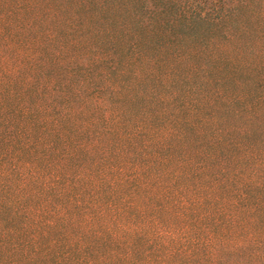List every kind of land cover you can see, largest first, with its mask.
<instances>
[{"label":"trees","instance_id":"obj_1","mask_svg":"<svg viewBox=\"0 0 264 264\" xmlns=\"http://www.w3.org/2000/svg\"><path fill=\"white\" fill-rule=\"evenodd\" d=\"M184 1L57 0L73 11L62 21L88 22L113 37L112 54L123 44L125 62L148 63L125 99L106 101L100 87H87L90 100L54 97V85L36 79L38 65L26 75L25 54L13 62L0 49V264H264V91L226 102L244 122L225 128L215 114L220 91L175 89V64L170 75L159 70L192 49L233 74L264 33L251 44L226 29L245 0L205 10L190 7L205 0ZM7 12L0 0L8 47ZM107 54L94 60L109 63ZM255 132L257 146L248 143Z\"/></svg>","mask_w":264,"mask_h":264},{"label":"rangeland","instance_id":"obj_2","mask_svg":"<svg viewBox=\"0 0 264 264\" xmlns=\"http://www.w3.org/2000/svg\"><path fill=\"white\" fill-rule=\"evenodd\" d=\"M3 1L7 5V13H10L8 22L14 33L11 34L13 37L10 46L7 47L0 43V49L5 51V55L10 56L13 62L20 60L15 59V57L21 58L23 53L25 54V57L28 58L24 69L26 75L31 74V69L38 65V69H35V77L41 85H54V88H56L54 97H59L60 94L63 95L64 91L66 95L77 94L80 99L90 100L92 95L88 94L89 88L87 87H100L102 97L106 101H109V99L114 101L125 99L131 94L128 90L129 86L136 84V74L138 75V72L144 73L149 68L148 63H145L143 59L141 61L125 62L121 56L125 52L123 44H118L117 52L112 54V51L116 49V46H112L111 43L113 37L106 36L104 33H96L95 35L90 30L88 22H71L68 18L62 21L61 18L66 15L70 18L73 16L70 5L64 6L63 3V6H61L59 5L60 1L57 2V0ZM183 1L173 0L177 6H183L184 3H187ZM223 2L226 3L224 5L234 3L232 0H223ZM20 3L25 5L24 10L17 9ZM191 3L193 4L190 7L205 10L215 4V0L193 1ZM243 4L237 7V15L230 19L225 27L227 30L233 31L235 35L237 34L238 41L253 42L251 44H255L259 34L264 33V0H245ZM41 12L47 13L34 19ZM68 23L70 24L67 25ZM239 27L245 28L246 33H237ZM49 35H53L54 38L48 44L46 37ZM234 41H237L236 38ZM19 42L25 48L16 47L15 45ZM181 42L185 43L184 41ZM186 52L193 54L194 51L188 49L178 53L183 54ZM18 53L21 54L18 55ZM106 53L108 54L105 57H113L109 63L106 60L101 62L94 60L99 54ZM245 53L248 54L245 56V61L237 60L238 63L243 64L236 66L233 74L230 73L229 67L209 68L205 53L204 56H192L190 54L187 57L185 56L184 59H178L174 62L168 57L165 66H162L163 68L161 67L159 70L167 69V73H169L168 69L174 67L175 64V89L199 88L201 94H203V90L208 95L212 91H220L223 97L217 99L219 101L215 106L217 110L215 114L223 119L224 123L222 125L225 128H230L233 125H241L244 119H238L226 112V102L233 99L246 102L253 101L254 95H257L259 91H264V38L259 45H251L250 48L247 46ZM148 54L151 56L153 52ZM36 55L39 58L34 63L31 57H36ZM3 66L0 63V67ZM201 66L210 69V74L206 73V76L205 73L198 72L196 67ZM99 71H101V74L98 73ZM105 71H107V75ZM26 75L20 78H24ZM116 85L123 86V88L121 95L115 97L110 93V89ZM142 104L144 106L145 103ZM239 104L236 103L233 107H237ZM112 106L113 110H120L124 107L128 109V105L122 107L115 102ZM142 106L133 108L131 114L136 117L139 116L143 111ZM156 110L154 109V112ZM199 110L208 112L209 108L205 105ZM173 111V105H168L167 112ZM255 134L250 141L248 140V143L257 146L261 136H258L257 132Z\"/></svg>","mask_w":264,"mask_h":264}]
</instances>
